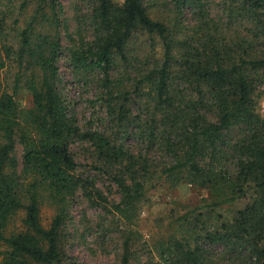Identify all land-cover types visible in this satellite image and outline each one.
I'll list each match as a JSON object with an SVG mask.
<instances>
[{"label": "trees", "instance_id": "obj_1", "mask_svg": "<svg viewBox=\"0 0 264 264\" xmlns=\"http://www.w3.org/2000/svg\"><path fill=\"white\" fill-rule=\"evenodd\" d=\"M80 1L72 14L61 0H11L18 16L0 11V264H79L63 244L69 203L78 193L107 199L78 172L77 142L91 146L94 169L117 188L113 212L129 225L158 184L205 189L207 211L248 200L207 226L196 224L202 207L180 216L164 264H264V0H220L217 17L208 0ZM65 41L107 130L79 126L62 93ZM44 203L54 210L47 228ZM132 235L119 264H131Z\"/></svg>", "mask_w": 264, "mask_h": 264}, {"label": "rangeland", "instance_id": "obj_2", "mask_svg": "<svg viewBox=\"0 0 264 264\" xmlns=\"http://www.w3.org/2000/svg\"><path fill=\"white\" fill-rule=\"evenodd\" d=\"M61 1L70 14H72L75 6L78 8L81 5L80 0ZM115 2L121 4L122 0H115ZM208 2L212 15L214 17L219 16L221 14L219 10L220 0H208ZM17 4L14 2L12 5L11 0H0V11L9 10L11 16H18L16 11L11 10L12 6L17 7ZM141 43L145 44L144 39L139 40L134 47L140 45L137 47V51L143 54L145 47ZM68 46L67 41H65L59 62L62 93L70 102L79 126L82 128L90 127L86 126L89 123V125L93 124L92 127L103 130L106 123H104V114L100 109V103L96 102L95 86L93 83L85 86L76 81L67 62ZM2 78H4V74H2ZM16 101L21 109L31 107V97L27 92L19 93ZM256 111L260 117L264 118V98L256 99ZM71 150L79 164L78 172L93 178L107 199V205H99L78 193L69 203L63 224V244L66 255L79 264H119L122 243L125 240V234L130 230L133 231L132 242L130 243L131 264H164L160 249L167 243L168 239L178 236V218L184 213L202 207L196 224L198 227L202 223L207 226L222 220H229L237 210L243 208L248 202V200H243L231 206L207 211L203 206L209 204L211 198L205 189L187 184L175 188L158 184L147 191L138 216L129 225L113 212L112 205L119 200L118 191L111 182L109 175L99 173L94 169L91 146L77 142L72 145ZM21 154V147L17 146L15 156L19 162ZM53 214V207L48 203L41 205L40 221L43 227L49 226ZM20 218L18 216L14 220L11 229L20 230ZM217 250V247H211L212 253Z\"/></svg>", "mask_w": 264, "mask_h": 264}]
</instances>
